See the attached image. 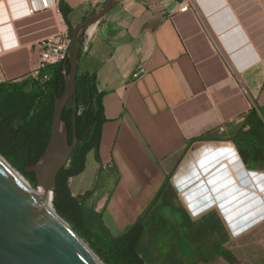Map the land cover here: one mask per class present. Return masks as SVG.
I'll list each match as a JSON object with an SVG mask.
<instances>
[{
    "label": "crops",
    "instance_id": "crops-1",
    "mask_svg": "<svg viewBox=\"0 0 264 264\" xmlns=\"http://www.w3.org/2000/svg\"><path fill=\"white\" fill-rule=\"evenodd\" d=\"M107 2L0 0V84L38 79V43ZM183 2L118 0L84 32L105 121L69 185L106 170L103 218L114 235L143 220L147 264H264V0Z\"/></svg>",
    "mask_w": 264,
    "mask_h": 264
},
{
    "label": "trees",
    "instance_id": "trees-1",
    "mask_svg": "<svg viewBox=\"0 0 264 264\" xmlns=\"http://www.w3.org/2000/svg\"><path fill=\"white\" fill-rule=\"evenodd\" d=\"M72 26L70 25V30ZM82 33L79 39L83 42ZM81 52V50H80ZM80 57V54H79ZM69 70L67 57L60 63L46 66L42 75L45 81L28 79L22 82L0 84V154L21 171L31 185H36L28 166L35 165L42 156L51 131L55 95L61 96L65 86L64 63ZM41 75V76H42ZM47 84L46 87H42ZM31 90H28V87ZM76 123L79 142L69 163L57 176L54 202L56 211L70 222L74 231L83 238L105 264H147L138 252V242L144 231L143 220L114 235L104 218L97 215L85 202L93 191L73 195L69 179L84 171L86 156L98 151L101 129L105 121L103 94L96 86V76L89 73L77 75ZM72 101L63 111V120L72 127ZM71 142V135L69 138Z\"/></svg>",
    "mask_w": 264,
    "mask_h": 264
},
{
    "label": "water",
    "instance_id": "water-1",
    "mask_svg": "<svg viewBox=\"0 0 264 264\" xmlns=\"http://www.w3.org/2000/svg\"><path fill=\"white\" fill-rule=\"evenodd\" d=\"M117 1L108 0L102 10L71 28L72 41L67 54L70 66L67 70L64 63L65 86L61 96L55 95L50 137L37 163L26 168L27 173L35 175L36 187L44 189L53 203L57 176L69 163L79 142L75 103L83 45L79 37ZM70 101L73 109L71 142L68 123L62 118ZM62 219L49 211L0 160V264H105Z\"/></svg>",
    "mask_w": 264,
    "mask_h": 264
},
{
    "label": "built area",
    "instance_id": "built-area-1",
    "mask_svg": "<svg viewBox=\"0 0 264 264\" xmlns=\"http://www.w3.org/2000/svg\"><path fill=\"white\" fill-rule=\"evenodd\" d=\"M28 4V13L36 14L39 12L47 11L53 8L59 9L61 0H26ZM195 0H184L181 11H187L192 8ZM70 33H58L46 39H43L38 43L40 49V65L41 68H45L48 65H54L62 62L68 54V50L71 45ZM139 71L135 74V77L139 76ZM36 76L41 81H45L49 78L48 75H39V71H36Z\"/></svg>",
    "mask_w": 264,
    "mask_h": 264
},
{
    "label": "bare ground",
    "instance_id": "bare-ground-1",
    "mask_svg": "<svg viewBox=\"0 0 264 264\" xmlns=\"http://www.w3.org/2000/svg\"><path fill=\"white\" fill-rule=\"evenodd\" d=\"M0 160L10 169V171H12V173L26 186L28 187L34 194L35 196L38 198V200L49 210L51 211L52 213L56 214L57 216L61 217L54 205H53V202H52V199L50 196H48L47 192L40 188V187H37V189H35L31 183L29 182V180L18 170L16 169L12 164H10V162H8L4 157L3 155L0 154ZM63 220V219H62ZM67 225L68 227L74 232V234L82 241V243L84 244V246L86 248H88L96 257H97V254L94 252V250L90 247V245L83 239L81 238L74 230L73 228L70 226V224L63 220ZM98 259H99V256H98ZM103 263V262H102Z\"/></svg>",
    "mask_w": 264,
    "mask_h": 264
},
{
    "label": "rangeland",
    "instance_id": "rangeland-1",
    "mask_svg": "<svg viewBox=\"0 0 264 264\" xmlns=\"http://www.w3.org/2000/svg\"><path fill=\"white\" fill-rule=\"evenodd\" d=\"M43 76V75H42ZM41 76V77H42ZM39 83H41L42 87H46L47 84H43L41 81L38 80ZM47 88V87H46ZM28 90H31L32 88L29 86L27 88ZM21 172V171H20ZM22 173V172H21ZM23 174V173H22ZM24 175V174H23ZM104 175L106 176V170H104V168H102L101 166H99V168L96 170V179L94 180L93 184L91 185L89 190L93 191L92 196L85 202L86 207L88 208H92L94 209L95 213L97 215L102 216V208L100 207L101 203L100 200L102 199L104 192H100V190L103 187V177ZM110 184V180H107L106 183L104 184L105 189L108 188ZM32 186L37 189L36 185ZM170 199L174 202L175 201V197L170 193ZM53 200H54V196H53ZM54 207H55V202L53 203ZM56 209V207H55ZM61 216V215H60ZM103 217V216H102ZM66 220V219H65ZM67 221V220H66ZM68 222V221H67ZM70 224V226L73 228L72 224L70 222H68ZM74 229V228H73ZM75 230V229H74ZM76 231V230H75ZM77 232V231H76ZM78 233V232H77Z\"/></svg>",
    "mask_w": 264,
    "mask_h": 264
},
{
    "label": "flooded vegetation",
    "instance_id": "flooded-vegetation-1",
    "mask_svg": "<svg viewBox=\"0 0 264 264\" xmlns=\"http://www.w3.org/2000/svg\"><path fill=\"white\" fill-rule=\"evenodd\" d=\"M70 135H71V139H72V128H71V131H70Z\"/></svg>",
    "mask_w": 264,
    "mask_h": 264
}]
</instances>
